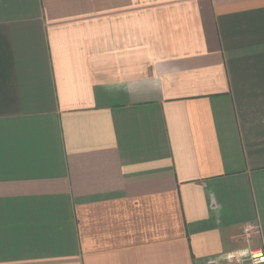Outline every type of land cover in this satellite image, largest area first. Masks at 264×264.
Returning a JSON list of instances; mask_svg holds the SVG:
<instances>
[{
  "label": "crops",
  "instance_id": "0c3cea01",
  "mask_svg": "<svg viewBox=\"0 0 264 264\" xmlns=\"http://www.w3.org/2000/svg\"><path fill=\"white\" fill-rule=\"evenodd\" d=\"M253 248L264 0H0V264Z\"/></svg>",
  "mask_w": 264,
  "mask_h": 264
},
{
  "label": "built area",
  "instance_id": "2783aa9c",
  "mask_svg": "<svg viewBox=\"0 0 264 264\" xmlns=\"http://www.w3.org/2000/svg\"><path fill=\"white\" fill-rule=\"evenodd\" d=\"M264 251L260 248L249 249L246 256L240 260V264H263Z\"/></svg>",
  "mask_w": 264,
  "mask_h": 264
}]
</instances>
